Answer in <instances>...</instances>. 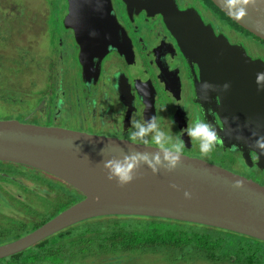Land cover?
Wrapping results in <instances>:
<instances>
[{
  "label": "flooded vegetation",
  "instance_id": "obj_1",
  "mask_svg": "<svg viewBox=\"0 0 264 264\" xmlns=\"http://www.w3.org/2000/svg\"><path fill=\"white\" fill-rule=\"evenodd\" d=\"M44 6L50 8L48 3ZM52 6L61 14V19L52 23H58L65 34L48 33L45 26L40 39H46V47L51 44L52 48L47 51L40 46L47 55L51 54L54 64L49 65L47 71L37 65L45 88L36 90H51L55 99L45 98L48 106L41 115H34L36 105L21 104L22 108L31 105L26 113L23 111L28 120H43L50 124V108L53 109L56 103L60 113L80 114L79 123H75L79 129L72 130L133 142L129 139V133L136 130L131 124L133 116L146 124L157 114L160 118L158 127L171 137V143H177V137L184 141L183 155L221 166L264 186V170L258 166V157L251 149L252 166L245 162L235 145L226 146L223 142L210 152L216 157L222 154L241 158L249 169L242 173L237 166L231 168L212 162L209 155L201 154L199 141L193 145L184 131L189 121L200 120L210 122L221 139H237L244 134L243 127L251 123L249 113L254 106L250 99L242 101L240 94H235L239 76H224L228 71L236 70L212 68L213 71L205 72L207 66L202 67L200 60L203 55L214 60L225 54L222 41L227 39L231 46H242L251 59L264 62L262 40L241 27L212 0H57ZM72 9L80 14L67 20ZM49 59L45 57L40 64ZM38 83L39 80L34 81L32 86L39 87ZM204 84L212 87L205 89ZM226 84L229 85L227 89L224 88ZM53 110L52 123L62 126L56 124L61 120L60 113ZM88 118L93 126L84 129L85 125L91 124ZM252 131L260 132L259 137L264 136L263 127H246V134ZM152 135L144 138L148 143L139 142V138L135 143L157 147L149 142ZM18 172L39 179L41 183L51 177L67 187L66 183L43 172L0 161V187L6 189V197H11L14 191L10 180L15 185L21 181L19 176L13 177ZM79 195L77 193L76 197ZM45 197L44 200L49 202ZM61 197L59 194L57 199L53 198L54 202L58 200L55 209ZM17 199L20 203L25 202L23 196ZM9 204L10 201L4 199L0 207L3 210ZM42 218L40 216L36 222H21L8 217V228H3L0 222V245L27 235H23L24 231L32 229Z\"/></svg>",
  "mask_w": 264,
  "mask_h": 264
},
{
  "label": "water",
  "instance_id": "obj_2",
  "mask_svg": "<svg viewBox=\"0 0 264 264\" xmlns=\"http://www.w3.org/2000/svg\"><path fill=\"white\" fill-rule=\"evenodd\" d=\"M212 1L241 27L264 40V0H250L247 5L232 9L225 6L226 0ZM241 7L245 15L237 18L236 13ZM79 14L78 10L72 9L67 20ZM222 43H225V54L214 60L203 55L202 67L207 66L205 72L212 68L235 69L224 76H239L235 94L239 93L242 101L250 99L254 106L249 113L251 123L243 127L244 134L237 139H222L226 146H237L249 166L253 165L251 149L258 157V166L264 170V152L254 147L261 133L246 134V127L264 128V82H257V73L264 72V62L251 59L242 46H231L227 39ZM135 153L147 154L150 158L158 153L162 163L167 164L163 152L153 146L62 126L0 119V161L48 174L83 196L38 229L0 245V259L18 254L73 225L105 216L166 218L216 227L264 242L263 185L187 155H183L181 163L172 172L158 165L159 170L154 173L142 163L130 184L121 187L117 180H109L104 163L113 158L122 160L125 155ZM237 180L242 181L243 188L234 187ZM185 192L191 193V199L185 198Z\"/></svg>",
  "mask_w": 264,
  "mask_h": 264
},
{
  "label": "trees",
  "instance_id": "obj_3",
  "mask_svg": "<svg viewBox=\"0 0 264 264\" xmlns=\"http://www.w3.org/2000/svg\"><path fill=\"white\" fill-rule=\"evenodd\" d=\"M10 75L0 73L1 108L8 110L33 103L37 95L41 96L39 99H55L54 92H42L41 89L32 91L28 99L20 100L26 96L25 93L22 95L26 84L20 83L21 73L17 72L14 78ZM33 75L37 78L40 73L36 70ZM27 79L31 80V77L27 75ZM50 110L53 111L52 108ZM14 112L23 114V109ZM18 116L13 113L5 119L19 120ZM25 119L20 121L30 122L27 117ZM65 190V196L58 198V208L44 216L32 229L24 231L23 235L38 229L83 198L69 185ZM131 254L139 260L148 255H161L157 264H264V242L216 227L166 218L105 216L53 234L18 254L0 259V264H125Z\"/></svg>",
  "mask_w": 264,
  "mask_h": 264
},
{
  "label": "rangeland",
  "instance_id": "obj_4",
  "mask_svg": "<svg viewBox=\"0 0 264 264\" xmlns=\"http://www.w3.org/2000/svg\"><path fill=\"white\" fill-rule=\"evenodd\" d=\"M45 3H48L50 8H45ZM56 3L57 0H0V73L11 74L10 77L13 78L17 72L21 73L20 83L22 85L26 84L25 89L24 87L22 88V95L25 93L26 96L23 95L19 98L20 100L24 101L28 99V95L33 93L32 91L37 88H45V85L43 84L44 79L39 75L35 78L33 75L37 70L36 68L41 65L40 69L44 68L47 71L48 66L54 64L51 54L47 55L45 51V49L50 51L52 48L51 44L46 47L47 40L40 39V37L45 31L46 25L48 33H55L56 36L65 34L64 30L60 28L58 23H52L61 19L60 12L58 10L55 11L54 6H52V4L55 5ZM40 45L44 46L45 49ZM44 54L46 58L50 59L40 64L41 61L45 60ZM10 60H12V62H9ZM27 75L31 77V80L27 79ZM37 80H39V87L34 86V89V87H31L30 85ZM40 97V95H37V97H35L37 100L30 103L31 105H36L33 111L34 115H41L47 110L46 105L48 106V103L46 99H39ZM30 99L33 100L34 97L31 96ZM31 105L28 107L25 106V108H19L23 109L26 113ZM51 106L52 104L49 105V107ZM19 108L14 106L7 110L0 107V119H5L10 114L15 113L19 115L17 119L23 121L26 120V116H23L25 113L14 112L19 110ZM53 109L60 113V107L56 103L53 105ZM52 113H54V110ZM60 118L67 121V123H61V121H58L56 124H61L62 126L71 129H79L75 123H79L80 114H67L65 111H62L60 113ZM87 120L91 124L85 125L84 129L89 128L90 125L93 126L91 119L88 118ZM48 121L50 122V125L47 126H57L52 123L51 111L49 112ZM30 122L37 125L49 124L48 122H43V120L39 121L37 119H32ZM208 155L212 162L216 161L219 165L231 168L237 166L239 169L238 171L240 172H246V170H249L247 169L248 166L241 158L233 159L231 156L222 154L216 157L212 153H209ZM16 176H19V180L21 181L15 185L10 180L9 184L14 188V191L11 192V197H6V189L0 187V206L1 203H4V199L7 202L10 201L9 207H4L3 210L2 207H0V222L3 228L9 227L8 217H13L21 222L38 221L40 216L44 217L55 210L58 200L54 202L53 198L58 197L59 194L62 196H65L66 194L63 185L55 182L51 177H49L50 179H45L43 182L45 184H43L39 179L29 177L21 172L13 175V177ZM23 176L33 180H24ZM19 196H23L25 202H18L17 198ZM45 196L48 197L47 200L49 202L44 200L46 199ZM16 202L19 208H14ZM58 205H60V203ZM13 222L12 224L15 225ZM133 256L134 255L131 254L130 259L125 264H157L158 260L161 259V255L157 254L152 256L148 255L147 258H143V260L133 258ZM89 263L92 264V262Z\"/></svg>",
  "mask_w": 264,
  "mask_h": 264
},
{
  "label": "clouds",
  "instance_id": "obj_5",
  "mask_svg": "<svg viewBox=\"0 0 264 264\" xmlns=\"http://www.w3.org/2000/svg\"><path fill=\"white\" fill-rule=\"evenodd\" d=\"M250 0H226L225 6L228 9H232L238 5H247ZM237 18L243 17L245 15L244 9L241 7L236 13ZM257 82H264V72L257 73ZM212 86L209 84H204L203 88L208 89ZM229 85H224L227 89ZM159 116L156 114L150 118V121L146 124H142L139 120L133 116L131 121L132 127L136 129L129 133V139L134 143L138 141L142 143H148L144 138L149 134L152 135V142L161 150L164 154L163 159L167 161V164L162 163L160 155L157 153L151 158L147 154L135 153L132 155H125L123 159L113 158L104 163V167L108 172L109 180H117L121 187L130 184L134 180V173L141 167L142 163H146L149 168L155 173L160 168H164L168 172L174 171L178 165L181 163V158L183 157V151L185 148L184 141L177 137V143H171V137L158 127ZM174 123V121H173ZM187 135L191 138L192 144L199 141L200 152L203 155H208L212 152L216 146L223 144V139L219 136L216 128L210 122H202L196 120L195 123L189 121L188 127L184 130ZM183 135V132L180 134ZM256 133H253L255 136ZM255 148L264 152V136L259 137L254 145ZM153 160L155 163H153ZM176 188V185H172ZM235 188H243L242 181L237 180L234 184ZM184 196L186 199H191V193L185 192Z\"/></svg>",
  "mask_w": 264,
  "mask_h": 264
}]
</instances>
